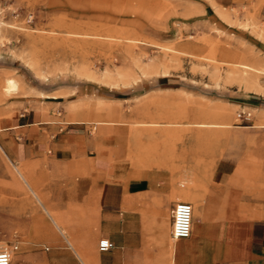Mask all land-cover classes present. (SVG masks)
Here are the masks:
<instances>
[{
    "label": "rangeland",
    "instance_id": "374dc122",
    "mask_svg": "<svg viewBox=\"0 0 264 264\" xmlns=\"http://www.w3.org/2000/svg\"><path fill=\"white\" fill-rule=\"evenodd\" d=\"M184 2L0 0V128L24 100L77 89L96 103L97 135L112 134L133 167L179 168L182 196L196 193L236 147L235 126L264 130V51L217 22L195 26ZM159 68L167 73L143 75ZM153 77L160 92H142ZM239 144L252 153L245 184L264 188V138ZM54 179L0 140V241L18 246L10 264H86L89 243L78 256L53 223L68 219L47 190Z\"/></svg>",
    "mask_w": 264,
    "mask_h": 264
},
{
    "label": "crops",
    "instance_id": "0c3cea01",
    "mask_svg": "<svg viewBox=\"0 0 264 264\" xmlns=\"http://www.w3.org/2000/svg\"><path fill=\"white\" fill-rule=\"evenodd\" d=\"M182 1L194 12L195 26L217 22L264 51V0ZM179 47L194 50L192 43ZM157 79L146 80L142 92H160ZM79 92L24 100L1 121L0 140L21 162L47 163L55 177L47 190L68 218L62 228L53 223L78 256L89 243L86 264H264V188L245 184L241 166L252 153L239 144L264 138V130L235 126L237 145L211 178L196 193L184 187L193 208L191 234L175 240L172 209L185 197L181 169L133 167L112 134L97 135L96 103ZM257 108L264 110V98ZM103 238L112 243L107 251L98 249Z\"/></svg>",
    "mask_w": 264,
    "mask_h": 264
},
{
    "label": "built area",
    "instance_id": "2783aa9c",
    "mask_svg": "<svg viewBox=\"0 0 264 264\" xmlns=\"http://www.w3.org/2000/svg\"><path fill=\"white\" fill-rule=\"evenodd\" d=\"M238 117L248 119L245 114L239 113ZM192 227V205L188 202H177L172 209L171 236L173 239L187 238L191 234ZM112 247L108 239H101L98 242L100 251H107ZM18 248L17 244H7L0 241V264H9L11 253Z\"/></svg>",
    "mask_w": 264,
    "mask_h": 264
},
{
    "label": "bare ground",
    "instance_id": "6f19581e",
    "mask_svg": "<svg viewBox=\"0 0 264 264\" xmlns=\"http://www.w3.org/2000/svg\"><path fill=\"white\" fill-rule=\"evenodd\" d=\"M14 82L15 81H13V79H11V80H8V82H7V89L8 90H10L11 91V89L13 90V88L15 87V85H14ZM195 198V197H194ZM190 194L188 195V196H186V197H183V198H181V200H182V202H186V201H189L190 202ZM196 199V198H195ZM193 200V199H192ZM199 201V200H198ZM188 202V203H189ZM194 203V202H193ZM192 203V204H193ZM202 204V203H201ZM196 205V204H195ZM193 207H195V206H193ZM192 212H193V208H192ZM194 214V213H193ZM199 215V214H198ZM195 219V218H194ZM188 238V237H187ZM106 239V238H105ZM182 239H185V238H182ZM175 240H179V239H175ZM10 262H11V259H10ZM10 264V263H9Z\"/></svg>",
    "mask_w": 264,
    "mask_h": 264
}]
</instances>
